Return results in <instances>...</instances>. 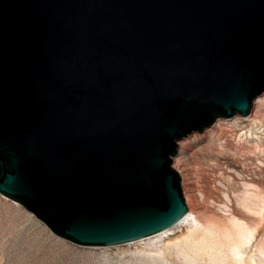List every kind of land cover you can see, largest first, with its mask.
<instances>
[{
    "label": "water",
    "instance_id": "obj_1",
    "mask_svg": "<svg viewBox=\"0 0 264 264\" xmlns=\"http://www.w3.org/2000/svg\"><path fill=\"white\" fill-rule=\"evenodd\" d=\"M264 92V0H0V195L112 247L186 213L177 142Z\"/></svg>",
    "mask_w": 264,
    "mask_h": 264
},
{
    "label": "rangeland",
    "instance_id": "obj_2",
    "mask_svg": "<svg viewBox=\"0 0 264 264\" xmlns=\"http://www.w3.org/2000/svg\"><path fill=\"white\" fill-rule=\"evenodd\" d=\"M252 103L249 114L253 110ZM236 118L241 126L245 127L242 132L250 128L247 117L235 116L233 121ZM221 120L226 119L215 121ZM262 130L263 127L252 128V137H260L262 142ZM255 141L252 140L253 143ZM212 145L203 131L201 134L193 133L177 142L176 155L171 158V168L180 179L186 208L189 209L187 198L191 192L184 186L185 176L188 177L193 194L201 205L212 209L209 215V235L200 246L192 236L188 237L192 231V220L175 226L168 236L145 240L141 244L112 247L79 246L58 238L20 204L0 195V264H264V173L258 177L246 172L248 169H263V165L259 164V160H254L247 166L239 162L240 156H233V204L225 203L227 208L219 206V209L210 206L213 205V197L220 196L215 188L222 189L227 197L230 196L227 189L217 183L220 179L219 169L212 166V153L208 150ZM263 145L264 143L260 146L264 147ZM183 146L187 147L185 153L182 152ZM255 153L264 160V152ZM180 154L184 158V171L175 166ZM241 182L254 186L246 190L258 196V200L252 201L255 206L250 207L249 211L240 201L244 191L237 185ZM224 184L227 185L226 181ZM232 208L233 219L230 216ZM237 222L244 223L248 230H251L252 236L246 243H241L239 239ZM201 225L203 224L197 225L196 232L208 227Z\"/></svg>",
    "mask_w": 264,
    "mask_h": 264
},
{
    "label": "bare ground",
    "instance_id": "obj_3",
    "mask_svg": "<svg viewBox=\"0 0 264 264\" xmlns=\"http://www.w3.org/2000/svg\"><path fill=\"white\" fill-rule=\"evenodd\" d=\"M252 104H253V110L250 112V114L248 112L249 115L247 114L245 116L249 119L248 121L250 122V128H247L244 132H242V131L244 130L245 127H242L241 123L239 121H237L238 118H236L233 121V117L235 118V116H240V115H235L231 118H216L215 120H217V119H226V120H223V121L222 120L221 121H215L214 120L215 123L213 126H211L213 124L212 123L210 126L204 127L202 130L205 133V136H207L208 139H210V142L213 144L212 146L208 147V150H210V152L212 153V155L210 156V160L213 164L212 166L218 167V169H219V178L220 179L217 181V183L223 185L230 194V196L227 197V194L224 191H222V189H217V188H215V189L220 194V196H222V198L220 196L216 197L217 195L215 197H213L214 194L210 193L211 196L213 195L212 197L214 198L213 203L210 202L213 205H210V206L218 207V209L220 208L219 206H224V208H227L225 203L230 202L233 204V156H240L239 162L242 164H246L247 166L251 165L254 160H259V164L263 165V166H261L263 169L256 168V170H254L251 167L253 170L250 171V169H248V171H246V172H250V174H252L254 176H258V177H261V175L264 173L263 157H258V156H256V155H258V153H255V151H257V152L261 151L262 153L264 152V149H261L264 147L260 146L262 143H264L263 142L264 140L262 138V142H261L260 141L261 138L260 137L257 138V136H256V138H253L252 132H251L252 128H256V127H258V129L260 127H263L262 131L264 132V92L258 94L257 97L253 100ZM241 118H244V117H241ZM227 120H229V121H227ZM210 127H212V128H210ZM201 132H199V131L191 132V133L187 134L186 136H184L182 139H180V141L185 139L189 135H192L193 133H200L201 134ZM253 139L256 140L257 142L255 141L253 143L252 142ZM213 147H215V148L213 149ZM186 148H185V146L182 147L183 153H185L184 150ZM175 166L179 167L180 169L182 168L181 171H184V158H183V156H181V154H180V157L175 161ZM230 166H232V168H230ZM245 169H247V168H245ZM183 180L185 181L184 186L185 187L187 186V188L191 192V194L187 198V201L189 204V209L186 208V213L184 214V216L177 223H175L171 227L159 232L158 234L151 236V237H148V238H145V239H141V240L132 242V243H127V245L141 244L142 241H145V240H151L154 238L168 236V235H170L171 229H173L175 226L184 225L185 223H187L190 220H192V231L189 232L188 237L192 236L194 241H196V244L198 246H200L201 244H203V242H205L204 240H206L207 236L209 235V224H210V216L209 215L212 212V209L204 207L197 200V198L193 194L192 188L189 185L190 182H189L188 177L185 176L183 178ZM225 181H226L227 185L224 184ZM237 186L243 188V191H244L242 193L243 198L240 199V201H241L242 206L245 209H248V211H249L251 209L250 207H252L254 205V203L252 201L258 200V196L253 194V193H248V191L246 189H248L249 187H254V186L249 185L245 182H241ZM247 199H249V200H247ZM223 200L224 201L226 200V201L224 202ZM210 206H208V207H210ZM230 216L233 219V208L231 209ZM200 223L203 224L201 226L208 225V227L204 228L202 231L196 232L195 229H196L198 224L200 225ZM236 226L240 230L239 239H240L241 243L248 242V238L250 236H252L251 230H248V227H246V225L242 222H237ZM124 245H126V244H124ZM237 252L238 251L236 249L235 255H237L236 254Z\"/></svg>",
    "mask_w": 264,
    "mask_h": 264
}]
</instances>
